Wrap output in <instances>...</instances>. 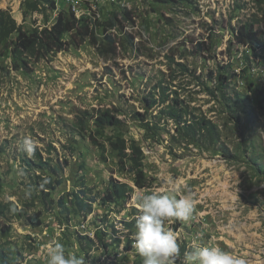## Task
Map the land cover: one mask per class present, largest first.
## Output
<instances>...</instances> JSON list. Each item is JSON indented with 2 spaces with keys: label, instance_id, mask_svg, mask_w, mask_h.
Listing matches in <instances>:
<instances>
[{
  "label": "rangeland",
  "instance_id": "1",
  "mask_svg": "<svg viewBox=\"0 0 264 264\" xmlns=\"http://www.w3.org/2000/svg\"><path fill=\"white\" fill-rule=\"evenodd\" d=\"M53 1L55 10L0 0V264H47L50 240L85 264H142L136 227L127 224L140 199L158 190L196 202L188 222L165 223L177 234L175 264L196 245L264 264V108L248 90L264 93V49L236 45L231 35L247 25L262 31L264 0H104L91 40L40 60L14 58L13 27H50L66 9ZM210 72L226 75V93L243 100L233 106L210 92ZM172 99L181 102L180 125L169 117ZM104 116L117 124L99 126ZM200 120L211 134L196 128ZM27 135L38 141L32 154L21 148ZM137 160L142 188L131 170ZM175 178L182 183L173 189ZM111 181L128 197L100 206ZM90 197L86 214L77 203ZM35 215L39 227L28 224Z\"/></svg>",
  "mask_w": 264,
  "mask_h": 264
},
{
  "label": "trees",
  "instance_id": "2",
  "mask_svg": "<svg viewBox=\"0 0 264 264\" xmlns=\"http://www.w3.org/2000/svg\"><path fill=\"white\" fill-rule=\"evenodd\" d=\"M39 2L48 5L51 10H55V3L53 0H39ZM64 4V3H63ZM65 5V4H64ZM63 11H59L54 23L50 27L43 28L41 30H34L31 32L21 31L20 29H16L13 27L12 32L14 33V38L9 42L10 53L14 58H18L21 61L22 55L29 56L36 60L44 59L50 54L59 53L62 51H66L69 46L78 47L83 44L86 40L93 38L95 33L97 32L99 21L96 22L93 28L90 27V23L87 19H79L77 20L72 12L67 8ZM262 24V31L255 29L253 25H247L244 28L239 30L238 32H231L235 40L236 45L245 46L252 50H260L264 49V8L261 10V20L259 21ZM116 25V17L109 19L108 27L112 28ZM5 23L0 21V28H3ZM68 36L67 40H64V37ZM106 39L113 43V38L108 35ZM202 44L199 43L198 47L199 51H204L201 48ZM22 64H26L25 61H22ZM212 72L209 73L207 80L209 82L214 81L215 86L213 89L207 88L210 92L213 90H217L221 95L224 102L227 104H231L235 106L236 103H240L243 99L239 93H235L234 97H230L226 91L229 88L228 80L229 78L226 75H222L218 73L213 76ZM161 88V87H160ZM248 90L253 93L258 98V104L260 109L264 108V93L259 91L258 89H250ZM161 94H165V89L161 88ZM165 96L164 99H166ZM164 99L161 102H164ZM146 103L149 107L156 104L155 101L146 100ZM181 103V102H180ZM180 103L177 99L171 100V105L167 108L169 111V117L172 120H176L180 125V119H182V109H180ZM138 116H141L138 114ZM103 118V120H102ZM98 119L99 126L101 127H112L117 124V121L114 120L110 116H104ZM185 123V122H184ZM196 128L201 127L206 130L209 134L212 133V126L210 122L199 121L196 125ZM183 127L186 128H194V124L191 123L189 125L184 124ZM42 168V165L41 167ZM58 168H53V172L58 173ZM132 172L135 174V185L139 188H142V183L140 182V178L142 175L141 171V163L139 160L134 162L132 166ZM59 182H57L58 184ZM47 188V187H45ZM52 188L51 190H53ZM79 194L86 195V193L81 192ZM79 197V196H78ZM128 197V193L126 190V186L118 181H111L109 185V189L106 194L100 199V206L118 203L119 200L126 199ZM82 200V199H81ZM88 202L80 201L77 203V206L80 208L82 212L86 214H90L92 211V204L96 202V198L90 197L87 199ZM57 204L60 205V208H64V202L58 201ZM40 215H35L33 217H28V224L32 227L41 226V221H39ZM136 220H133L127 224L128 227L135 228ZM7 259L2 251H0V260Z\"/></svg>",
  "mask_w": 264,
  "mask_h": 264
},
{
  "label": "clouds",
  "instance_id": "3",
  "mask_svg": "<svg viewBox=\"0 0 264 264\" xmlns=\"http://www.w3.org/2000/svg\"><path fill=\"white\" fill-rule=\"evenodd\" d=\"M37 145L38 141L30 135L21 142L22 150L28 154L34 153ZM170 183L174 189L182 181L175 178ZM195 203L191 193L177 198L163 190L146 194L140 199L133 248L142 258V264H175L180 255L177 234L166 228L165 223L172 219L188 222ZM45 247L47 264H85L83 257L66 255L64 245L57 240L48 241ZM182 264H249V261L217 245H196L184 252Z\"/></svg>",
  "mask_w": 264,
  "mask_h": 264
},
{
  "label": "bare ground",
  "instance_id": "4",
  "mask_svg": "<svg viewBox=\"0 0 264 264\" xmlns=\"http://www.w3.org/2000/svg\"><path fill=\"white\" fill-rule=\"evenodd\" d=\"M72 3H74L76 6H83V7H77V15H80L81 17H90V20H96L97 17L100 16L99 14V7H97L99 0H70ZM116 0H114L115 2ZM72 9L74 13V7L68 6ZM99 14V15H98ZM74 16L76 17V14L74 13Z\"/></svg>",
  "mask_w": 264,
  "mask_h": 264
},
{
  "label": "built area",
  "instance_id": "5",
  "mask_svg": "<svg viewBox=\"0 0 264 264\" xmlns=\"http://www.w3.org/2000/svg\"><path fill=\"white\" fill-rule=\"evenodd\" d=\"M66 6H73L74 7V13L76 14V19H87L90 23V27L93 28L95 26L94 21H90V17H81L80 15H77V7H83V6H76L74 3H72L70 0H61ZM104 2V0H99V3L97 7H100L101 4Z\"/></svg>",
  "mask_w": 264,
  "mask_h": 264
}]
</instances>
